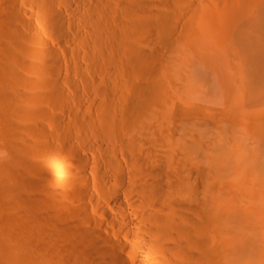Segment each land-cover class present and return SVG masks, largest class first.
Segmentation results:
<instances>
[{"label":"bare ground","instance_id":"6f19581e","mask_svg":"<svg viewBox=\"0 0 264 264\" xmlns=\"http://www.w3.org/2000/svg\"><path fill=\"white\" fill-rule=\"evenodd\" d=\"M9 1L17 6L21 0H0V11ZM31 1L37 3L49 32L59 38L58 48L42 42V49L32 52L38 62L31 67L52 97L62 99L66 86L76 90L81 85L69 79L62 64L61 53H69L62 41L77 46L72 33L92 52H104L111 67L116 68L121 56L131 79L130 88L119 94L105 80L109 73L101 71L95 115L77 112L69 121L71 127L84 124L93 129L81 140L96 157L75 148L73 159L56 157L54 168L63 174L60 184L65 188L66 204L59 202L62 217L77 219L72 221L76 233L70 225L58 229L57 221V231L54 228L48 238L45 223L42 231L37 229L48 235L45 252L39 247L38 226L34 233H24L34 243L33 252H41L36 256L30 251L27 264H264V0ZM112 18L119 20L121 29H114L120 34L106 31ZM178 18L184 22L175 37ZM7 32L19 47L21 32L15 28ZM6 73L4 19L0 22L2 194L5 89L10 77ZM82 84L88 91L86 77ZM49 119L54 126L68 121L61 114ZM45 145L51 152L54 144L48 140ZM92 162L96 166L89 172ZM4 194L1 224L6 223ZM48 218L62 220L60 214ZM3 243L6 233H0V253ZM0 264H6L1 254Z\"/></svg>","mask_w":264,"mask_h":264},{"label":"rangeland","instance_id":"374dc122","mask_svg":"<svg viewBox=\"0 0 264 264\" xmlns=\"http://www.w3.org/2000/svg\"><path fill=\"white\" fill-rule=\"evenodd\" d=\"M92 1L94 3H96V0H92ZM195 3H193V5ZM18 7H19V9H18ZM24 9L27 11V13L22 11ZM18 13H20V14H18ZM2 14L4 15V17H2L3 16ZM26 14H28V15H26ZM194 15H196V14H194ZM9 17H11V18L9 19ZM20 17H21V20H20ZM16 18L19 19L20 21H18V20L16 21ZM194 18H195L194 20H196V17H194ZM4 19L6 21V72H7L6 74H8V72H10V75H9L10 77H6L7 81H6V89H5L6 90V180H5V183H6L5 184V187H6L5 190L6 191L4 190L5 194L4 193L3 194L6 196V197L4 196V200H5L4 202L6 205V208H5V210H6L5 211L6 212V215H5L6 223L5 222H4V224H1L2 222L0 223V233H6V243H3L4 249H2L0 254H1L2 259H5L6 264H27L28 260H29V259L27 260V258H29V256H32L31 254L29 255L30 251H31V253L36 254V256H38L41 252L46 251L45 249L48 248L46 246V242L48 241V240H46V237L48 235L46 234L47 235L46 236L44 232L46 230V233L49 234L48 238L50 236H52V234L54 235L55 232L53 231V229L56 227L55 225L57 224V221H59L57 224V225H59L58 229H59V227L61 228V227H65V225L66 226L70 225V227H73L70 230H72V232L74 231L73 233H76V230H73L74 226H72V225H74V223H72V221L75 222V220H77V219L71 215H68L69 217L67 216V218H65L66 216L62 217V211L61 210H63L64 208H61V205H59L60 204L59 202H61V204H62V201L64 199L62 197V195H63L62 192L65 190V188L63 186H61V184H60L61 183L60 178L63 176V174H60L61 172H57L56 171L57 169H55L56 167L54 168V166H56V161H57L56 157H58L60 155L61 157L64 156L65 158L73 159L75 157L74 156L75 152H74L73 148L77 149L83 155H88L92 159H94L96 157H94L93 153H91L85 149V144L81 140L82 138L86 139V137H84V136L92 135L93 132H91V131H93V129L89 128V126L84 125V124H82L81 127H80V125L79 126L74 125L71 127L70 122L73 120L74 115L77 112H79V113L85 112V113H90V114L95 115L94 112L96 111L95 107H96V103H97L96 102L97 101L96 90H98V87H100L99 85L101 83V77H100L101 71H107V73H109V74H106L105 80L110 82L111 87H113L114 90H116V92H119V94L121 92H123L124 89L126 90V89L130 88V81L129 80L131 78H129L130 75H128L129 73H127V71H129V70H128V68L124 67V61L121 59L122 58L121 56L117 57V62L120 61V63H119L120 65L119 64H118L119 66L116 65V68L111 67L108 59L106 58L107 55L105 56L104 52L101 51L102 54L98 50H95L94 52H92L91 50L93 48L90 45L85 46L87 44L82 42L83 40H81L76 33H72L71 38L77 42V46H76L77 48L74 46L72 47L66 41H62V47H64L69 52L67 55L66 54L62 55V53H61V58L63 61L62 64H63V68L67 69L66 71H68L69 75L67 74V76H70V78L69 77L68 78L70 80L73 79L77 82H81V83H79L81 85L78 84L79 87L76 90L74 88H72L73 90H71V87L66 86V94L64 95V97L65 96L66 97L65 98L63 97L62 99L57 100L55 97H52L51 89L49 87L41 85V83H40V81L42 82V80L40 79L41 76L39 74L35 73L34 72L35 70L31 67L32 66L31 64H34V63L36 64L38 62L37 58L35 57L34 53H32V52H34L36 49H42V47H43L42 45L45 43H50L52 46H54V47L56 46L55 48H58V46H59L57 44V41L59 40V38L56 37L55 35H52L49 32L47 25L44 23L43 15L41 14L39 7L37 6V3L33 2L31 0H26V1L21 0L19 2V5L15 6L12 4L11 1L6 2V7H3L2 10L0 11V22L2 20L4 21ZM23 19H24V21H22ZM10 20L12 23L9 22ZM113 20H111V22H113L114 24L112 23V25H111L112 27L111 26L108 27L106 31L107 32H113L112 30H114V31H116L117 34H120V32L117 31L118 29H121L120 28V22L118 19H115V18ZM194 20H193V22L195 23ZM177 21H178V26H177L176 31L174 33L175 37L179 36L184 20H183V18H181V19L178 18ZM117 23H118V25H116ZM116 26H117V28H116ZM10 28H15V29H17V31L19 33L21 32L20 34L23 38V41L18 45L19 47H15L14 46L15 44L13 43L14 44L13 45L11 43L12 41H10V39H8V36H7L8 32L7 31H9ZM114 28H116L117 30H115ZM71 29H73V27ZM83 32H85V29H83ZM42 42H44V43L42 44ZM35 46H37V47H35ZM21 47H23V48L25 47V48L23 49ZM117 47L118 46L116 44H114V48L116 49ZM78 51L82 54V56L77 55L76 52H78ZM71 53H72V55H71ZM95 53H97V54H95ZM100 55H101V58H100ZM102 55H104V56H102ZM104 57H105V59H104ZM11 65H13V67ZM64 69H63V71H64ZM85 71H87V72L85 73ZM63 74H65V73H63ZM6 76H8V75H6ZM67 76H65V77H67ZM85 77L87 78V82L89 83V87H90L88 89V91H85V89H84L85 87L82 89V87H83L82 83H84ZM135 80L137 82H140L139 80H141V79L135 78ZM39 83H40V85H39ZM128 86H129V88H128ZM35 89H37V90H35ZM78 89H81V90L78 91ZM75 92H76V94H75ZM77 92H79V93H77ZM36 93H38V94L36 95ZM46 94H48V95H46ZM37 96H38V98H37ZM56 100L59 103H57ZM53 101H55L56 104ZM66 103H67V105H66ZM40 114H41V116H40ZM56 114H61V115L65 116L68 121H66L65 123L59 122L58 124H61V125L58 126L56 124L57 126H54L53 123L52 124L50 123L51 120L49 118H52ZM43 116H45L46 118ZM47 119H49L50 122L47 121ZM83 125L85 126L86 129L82 128V127H84ZM75 126H78L80 128L75 127ZM56 127H58L57 128L58 130H56ZM34 128H36V129H34ZM90 129H92V130L90 131ZM34 130H35V132H34ZM77 130H78V132H76ZM70 132H72V133H70ZM86 132L88 133L87 135H85ZM37 134L39 137L37 136ZM43 135H46L47 138L45 139V136L43 137ZM74 136H76V137H74ZM78 136L81 138L78 139L77 138ZM35 139H36V141H35ZM48 140H50V142L54 144L50 148L52 150L51 152L46 151L44 149L46 146L45 144ZM40 148L43 150H41ZM61 148H62V150H61ZM59 150H60L61 154L57 153V151H59ZM12 158H14V159H12ZM46 158H48V159H46ZM45 159L47 160V162ZM50 161H51V164H49L47 167L45 165L44 167H46V169L43 168L42 164H47ZM54 163H55V165H54ZM30 165H33V166H30ZM39 165L42 168L39 167ZM95 166H96L95 163L92 162L89 169H88L89 172H91L95 168ZM47 168H48V170H47ZM42 169H44V171H42ZM45 170H46V173H45ZM17 171H18V173H17ZM50 172H52L53 174H51ZM46 176H48V177H46ZM56 184L58 186H56ZM44 189H46V190H44ZM0 194H1L0 196L3 197L2 192ZM42 194H43L42 197L44 200L40 199L41 200L40 201L38 198H40ZM28 195H29V197H28ZM49 195L51 196V198ZM35 200H37V201H35ZM65 201L66 200L63 201L64 204H66ZM40 205H42V206H40ZM47 206H48V208H47ZM68 206L69 205L65 206L66 209L68 208ZM71 206H73V205H70L69 208ZM52 208L55 210L58 208L57 211L60 210L61 213H60V211H58V213H57V211H53ZM49 209H50V211H48ZM25 211H26V213H25ZM27 211H28V213H27ZM65 211H67V210H65ZM52 214L54 216H57L58 214H60V217L62 218V220L59 218H55L56 220L54 219V221L50 220L48 218V216L52 215ZM41 216H43V217L41 218ZM28 217H30V219H27ZM69 218H71V220ZM35 219H36V221H35ZM38 219H39V221H38ZM29 221H33L34 223L29 222ZM37 221H38V223H37ZM69 221L71 223H69ZM53 222H55V223H53ZM45 223H48V226L52 229V231L47 226L45 228V230L43 229L44 232H40V231H42V230H40L41 227L43 228L46 226ZM62 223H64V224H62ZM25 224L26 225L29 224L30 227H27V226L25 227ZM4 225L6 226V228ZM22 225H23V228H21ZM37 226H38V228H36V231L40 230V231H38V233H40V235L38 237L39 238L38 241L39 240L42 241L41 246H39V247L42 250H44L41 252H33V250H34L33 244L34 243L29 241L31 239L29 238L28 235L27 236L24 235V233H26V234L28 232L31 233L30 230H32V233H34L35 232L34 227H37ZM52 226H53V228H52ZM2 227H4V228H2ZM24 227H25V229H24ZM55 230H56V228H55ZM72 232H70V233H72ZM43 233H44V235H43ZM22 255H24V257Z\"/></svg>","mask_w":264,"mask_h":264}]
</instances>
